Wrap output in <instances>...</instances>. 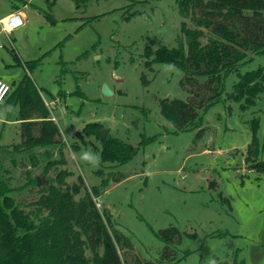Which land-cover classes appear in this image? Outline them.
<instances>
[{
    "label": "rangeland",
    "instance_id": "1",
    "mask_svg": "<svg viewBox=\"0 0 264 264\" xmlns=\"http://www.w3.org/2000/svg\"><path fill=\"white\" fill-rule=\"evenodd\" d=\"M13 4L0 0V15L14 11ZM17 5L26 20L9 41L0 33V78L12 91L25 74L30 77L63 144L17 149L20 104L8 94L0 105V176L14 189L10 195L32 203L41 195L39 187L53 183L64 189L80 175L83 187L75 197L87 190L96 206L109 212L113 227L132 243L127 264L136 259L215 264L234 257L243 264H264V164L249 169L245 162L252 119L258 120V160L264 162V92L244 109L242 100L226 98L240 74L264 67V54L227 75L223 99L202 114L197 137L198 128L176 130L160 113L162 99L187 98L180 85L183 72L167 63L153 62L151 68L144 63L158 47H175L182 37L185 19L177 0ZM148 47L152 54L146 58ZM104 85L110 94L103 93ZM103 129L107 137L128 144L131 156L102 160L97 133ZM84 153L91 158L85 160ZM65 172L60 184L57 175ZM110 174L123 179L116 182ZM37 176L44 180L41 186L24 188ZM168 227L178 229L180 242L163 258L165 244L157 232ZM124 247L118 245L122 258Z\"/></svg>",
    "mask_w": 264,
    "mask_h": 264
},
{
    "label": "trees",
    "instance_id": "2",
    "mask_svg": "<svg viewBox=\"0 0 264 264\" xmlns=\"http://www.w3.org/2000/svg\"><path fill=\"white\" fill-rule=\"evenodd\" d=\"M12 1L15 11L17 3L26 2ZM46 1L52 4L55 0ZM177 5L185 19L177 46L158 47L144 63L150 68L153 62L167 63L183 72L180 85L187 98L162 99L160 113L176 130L198 128L199 137L203 131L202 114L223 99L227 75L251 56L264 54V0H177ZM144 54L146 58L151 56L149 47ZM142 80L147 82L144 77ZM263 92L264 67H258L240 74L226 98L242 100L240 106L244 109L254 105ZM8 94L13 103L20 104L21 139L16 148L61 147L59 127L30 77L25 74L15 89L11 91L10 86ZM257 126L258 120L252 119V135L245 154L249 169L264 164L258 160ZM97 134L101 139L102 160L118 162L123 160L120 154L125 159L131 156V147L122 140ZM66 173H59L57 182L64 183ZM111 177L117 182L123 179V174L117 177L110 174ZM29 180L32 182L28 181L24 188L30 183V187L38 186L35 177ZM108 182V177L102 179L103 185ZM82 187V177L78 175L77 181L64 189L53 183L44 185L38 188L41 195L34 202H17L10 195L14 189L0 176V264H127L126 254L133 252L132 243L113 227L109 212L96 206L90 192L86 190L75 197ZM157 235L165 244L162 257L166 258L171 246L180 242L179 231L168 227ZM120 243L125 246L123 258L118 249ZM136 264L150 263L136 259ZM215 264H243V261L234 257L232 262Z\"/></svg>",
    "mask_w": 264,
    "mask_h": 264
},
{
    "label": "built area",
    "instance_id": "3",
    "mask_svg": "<svg viewBox=\"0 0 264 264\" xmlns=\"http://www.w3.org/2000/svg\"><path fill=\"white\" fill-rule=\"evenodd\" d=\"M25 20V16L20 11H12L8 14L0 15V33L8 39L10 33L24 25ZM9 91L10 85L5 80L0 79V105L4 102Z\"/></svg>",
    "mask_w": 264,
    "mask_h": 264
},
{
    "label": "water",
    "instance_id": "4",
    "mask_svg": "<svg viewBox=\"0 0 264 264\" xmlns=\"http://www.w3.org/2000/svg\"><path fill=\"white\" fill-rule=\"evenodd\" d=\"M103 93L104 94H110L111 91L108 89L107 85H104L103 86ZM107 132L108 130L107 129H103L99 132V134L102 136V137H105L107 135ZM43 179L39 176L36 177V183L38 186H41L43 184Z\"/></svg>",
    "mask_w": 264,
    "mask_h": 264
},
{
    "label": "clouds",
    "instance_id": "5",
    "mask_svg": "<svg viewBox=\"0 0 264 264\" xmlns=\"http://www.w3.org/2000/svg\"><path fill=\"white\" fill-rule=\"evenodd\" d=\"M83 158L85 160L90 159L91 158V154L90 153H84ZM96 159H98V157Z\"/></svg>",
    "mask_w": 264,
    "mask_h": 264
},
{
    "label": "crops",
    "instance_id": "6",
    "mask_svg": "<svg viewBox=\"0 0 264 264\" xmlns=\"http://www.w3.org/2000/svg\"><path fill=\"white\" fill-rule=\"evenodd\" d=\"M15 11V10H14ZM17 11H20V10H17ZM23 15H24V13L22 12V11H20ZM3 35V34H2ZM0 79H2V78H0Z\"/></svg>",
    "mask_w": 264,
    "mask_h": 264
}]
</instances>
